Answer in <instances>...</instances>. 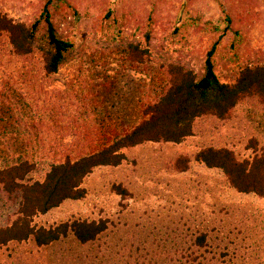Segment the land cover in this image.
<instances>
[{"label": "rangeland", "instance_id": "rangeland-1", "mask_svg": "<svg viewBox=\"0 0 264 264\" xmlns=\"http://www.w3.org/2000/svg\"><path fill=\"white\" fill-rule=\"evenodd\" d=\"M44 2L0 0V29L4 23L29 27ZM51 14L73 50L54 76L36 78L40 87L34 70L25 67L29 60L20 59L0 33V94L9 91L13 107L26 106L22 121L38 124V132L28 133L35 137L28 151L37 159L84 150L70 145L75 135L115 137L138 124L143 109L180 71L202 74L227 14L232 24L215 56L218 79L264 66V0H54ZM233 41L236 48L230 49ZM35 94L39 102L32 104ZM77 123L87 130H77ZM206 147L251 161L264 149V99L238 104L224 121L200 119L179 144L145 143L123 151L121 165L96 168L84 179L83 200L65 201L34 218L43 228L107 221L108 230L95 242L79 246L69 237L44 249L13 244L0 248V264H264V199L237 192L220 170L196 163L193 156ZM186 159L187 169L176 172L175 162ZM44 170L39 166L32 178L41 180ZM1 205L0 226L12 212ZM201 235L203 246L196 242ZM191 253L198 258L193 263Z\"/></svg>", "mask_w": 264, "mask_h": 264}, {"label": "trees", "instance_id": "trees-1", "mask_svg": "<svg viewBox=\"0 0 264 264\" xmlns=\"http://www.w3.org/2000/svg\"><path fill=\"white\" fill-rule=\"evenodd\" d=\"M53 2L45 0L38 17L29 27H11L4 23L0 29V33L8 35L9 44L20 59L29 60L25 67L31 72L34 70L32 73L37 76L34 82L39 87L42 82L36 78L43 80L54 76L69 60L73 50V44L61 38L54 27L51 14ZM226 22L222 34L205 55L199 77L180 71L167 90L143 109L142 120L127 131L121 129L115 137L109 134L99 137L75 135L70 145L84 150L74 154H54L44 160L41 157L37 159L36 154L31 155L28 149L35 137L31 139L28 133L31 130L38 132V124L28 125L22 121L26 106L19 104L13 107L11 102L14 101L9 91L0 94V202L7 203L12 210L5 224L0 226V248L30 242L44 249L69 237L79 246L95 242L108 230L107 221L73 220L43 228L34 225V218L65 201L83 200L86 196L82 188L84 179L96 168L121 165L125 161L123 151L145 143L179 144L194 134L195 124L200 119L210 117L224 121L238 104L253 97L264 99V66L245 67L236 71L233 79L226 82H221L216 75L215 56L220 39L231 30L232 20L228 14ZM214 30L219 29L215 27ZM234 35L240 36L238 31ZM229 48H236L234 41ZM36 56L39 58L35 59ZM3 83L5 81L0 80V84ZM33 97L32 104H37V94ZM15 116L20 118L14 120ZM80 124H76L77 130H87L86 124ZM93 125L92 128H96ZM98 127L112 131L116 129L109 123H101ZM193 159L209 169L220 170L237 192L255 194L264 199V149L251 161H238L232 151L213 147L199 150ZM187 163V159L177 160L173 169L184 172ZM42 165L45 166L42 179H33L32 174ZM117 192L126 195V190L119 187ZM196 242L203 246L205 236H199ZM197 259L193 253L190 254L191 263Z\"/></svg>", "mask_w": 264, "mask_h": 264}]
</instances>
